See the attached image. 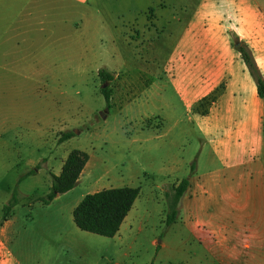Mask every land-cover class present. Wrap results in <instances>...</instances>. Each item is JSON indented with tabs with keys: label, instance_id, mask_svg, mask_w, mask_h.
I'll return each mask as SVG.
<instances>
[{
	"label": "rangeland",
	"instance_id": "374dc122",
	"mask_svg": "<svg viewBox=\"0 0 264 264\" xmlns=\"http://www.w3.org/2000/svg\"><path fill=\"white\" fill-rule=\"evenodd\" d=\"M215 1L0 0V218L14 200L3 234L9 264H185L176 224L166 223V193L192 172L198 133L174 89L195 28L228 31L236 49L234 16ZM255 3L264 18V0ZM101 68L113 75L109 108ZM212 98L190 111L204 114ZM67 131L73 136L59 141ZM72 149L88 154L76 184L43 203L50 174ZM119 186L139 187L130 230L106 237L75 226L72 209L86 193Z\"/></svg>",
	"mask_w": 264,
	"mask_h": 264
},
{
	"label": "crops",
	"instance_id": "0c3cea01",
	"mask_svg": "<svg viewBox=\"0 0 264 264\" xmlns=\"http://www.w3.org/2000/svg\"><path fill=\"white\" fill-rule=\"evenodd\" d=\"M215 2L229 5L234 34L247 45L264 77V18L255 0H243L242 5L235 0ZM194 31L188 66H179L186 75L174 87L198 133L193 169L184 176L189 183L172 222L185 251L183 261L264 264V99L239 52L229 46L228 31ZM208 93L213 98L206 112L192 113L191 105ZM11 211L0 225V264L10 260L3 234ZM128 214L116 235L122 226L133 227V215Z\"/></svg>",
	"mask_w": 264,
	"mask_h": 264
},
{
	"label": "trees",
	"instance_id": "16d2710c",
	"mask_svg": "<svg viewBox=\"0 0 264 264\" xmlns=\"http://www.w3.org/2000/svg\"><path fill=\"white\" fill-rule=\"evenodd\" d=\"M236 50L244 62L250 76L255 82L257 94L264 99V77L259 70L250 50L243 42L236 41ZM103 86L100 93L104 97L105 106H110V88L106 82L113 78V75L107 70L101 68L97 72ZM73 136L72 131L62 133L59 141H64ZM88 160V154L80 149H72L66 155L60 171L57 174L51 173V184L49 192L39 199L43 203L50 202L58 194L64 193L76 184L81 171ZM193 169V166L192 168ZM188 178H182L170 192L166 193L167 214L166 223L173 222L176 214L178 202L188 186ZM139 187L119 186L102 188L100 190L86 193L72 209V220L75 226L82 230L94 234L112 237L114 236L127 213L131 209L134 200L138 196ZM14 199V196H12ZM13 202H8L2 207V216L0 225L9 215ZM152 264V262L148 263Z\"/></svg>",
	"mask_w": 264,
	"mask_h": 264
},
{
	"label": "water",
	"instance_id": "95a60500",
	"mask_svg": "<svg viewBox=\"0 0 264 264\" xmlns=\"http://www.w3.org/2000/svg\"><path fill=\"white\" fill-rule=\"evenodd\" d=\"M235 45H237V43H235Z\"/></svg>",
	"mask_w": 264,
	"mask_h": 264
}]
</instances>
